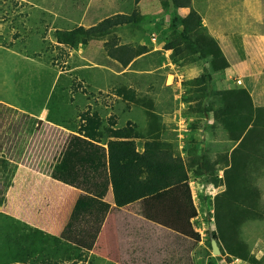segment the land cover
<instances>
[{
  "label": "rangeland",
  "instance_id": "obj_1",
  "mask_svg": "<svg viewBox=\"0 0 264 264\" xmlns=\"http://www.w3.org/2000/svg\"><path fill=\"white\" fill-rule=\"evenodd\" d=\"M257 2H252L255 11L261 4L257 6ZM4 7L0 44L22 58L17 77L21 103L9 109L43 119L46 124L52 112L57 126L65 132L43 125L30 136L20 158L26 167L38 172L51 170L61 155L64 134L78 131L85 125L81 117L94 113L105 127L113 121L119 129L134 128L142 136L136 143L143 152L154 128L149 109L139 101L150 100L162 125L163 141L182 158L189 174L187 185L174 186L111 215L95 253L84 254L81 260L55 259L51 263L112 264V259L113 264H264V165L252 167L263 218L240 229L248 259L229 255L213 237L217 233L216 198L226 190L225 172L234 162L233 151L240 142L231 140L224 128L215 124L213 112L205 116V108L214 111L220 107V98H209L190 84L200 76L201 62L208 60L192 63L195 56L174 58L173 51L165 50L175 27H179L178 21L174 23L176 18L186 17L190 9L176 10L172 0H6ZM135 12L141 15V24L123 26L111 36L93 39L77 49L58 40V31L89 29L107 18ZM115 38L120 46L145 53L124 67L107 52L106 44ZM239 80L233 77L228 86L244 89ZM261 83V96H251L257 108L264 107V77ZM212 89L232 90H215L213 84ZM10 112L8 122L11 116L13 120L20 117ZM8 127L3 136L10 134ZM241 150L242 155L244 150L253 152L250 144ZM198 172L211 179L203 194L194 181ZM187 188L197 210L193 219L188 211ZM193 194L202 197L195 203ZM0 213L8 215L2 209ZM10 223L9 218L0 219L1 235L6 234V224ZM194 232L200 235V242L193 250L189 249L191 242L176 238L190 240Z\"/></svg>",
  "mask_w": 264,
  "mask_h": 264
},
{
  "label": "trees",
  "instance_id": "obj_2",
  "mask_svg": "<svg viewBox=\"0 0 264 264\" xmlns=\"http://www.w3.org/2000/svg\"><path fill=\"white\" fill-rule=\"evenodd\" d=\"M172 5L176 10L190 9V12L184 18H176L174 23L178 21L179 27H175L165 50L173 51L174 58L195 56L192 63L210 59L209 67L199 77L191 80L190 84L195 86L197 92H205L209 98H220V107L214 111L205 108V116L213 112L215 124L223 127L231 140L240 142L233 151L234 162L225 172L226 190L216 198L217 233L213 237L223 244L229 255L248 259V248L240 238V229L249 221L263 218L261 195L253 182L252 167L264 165V146L261 145L264 144V107H255L246 89L213 91L212 73L228 69L229 62L218 41L208 34L201 16L192 8V0H172ZM142 20L138 12L116 15L89 29L80 27L67 32L58 31V40L77 49L93 39L109 37L123 26L139 25ZM117 42L115 38L113 42L107 43V52L124 67L145 53L143 50L120 46ZM139 102L146 104L149 109L148 114L154 128L153 133H150L153 137L146 142L143 152L138 150L136 143V139L142 136L135 133L134 128L119 129L113 121L110 126L105 127L98 113L92 116L87 114L81 117L82 122H85L84 126L78 131L64 134L61 155L51 166V170H44L45 173L70 187L89 192L101 159L107 152L115 202L111 215L121 213L124 208L174 186L187 185L189 174L186 165L163 141L162 125L153 109V102ZM6 110H9L8 114L13 111L20 117L9 124L10 134L0 138V209L6 202L7 190L19 166H27L20 158L30 141L29 137L39 132L43 125L52 128L59 125L52 117V112L49 113L46 124L43 120L21 114L9 107ZM248 144L253 152L244 150L245 155H242L241 149H245ZM238 152L240 155H237ZM201 174L198 172L199 176L196 178L203 176L206 182H211L210 177ZM216 179L221 181L218 177ZM188 204L189 216L193 219L197 216V210L189 189ZM6 218L12 223L6 224V238L0 234V264H54L51 262L55 259L81 260L84 254H89L56 236L0 213L1 220ZM125 224L127 228L129 223ZM176 238L184 243L191 242V250L200 242V235L195 232L190 240L182 236Z\"/></svg>",
  "mask_w": 264,
  "mask_h": 264
},
{
  "label": "crops",
  "instance_id": "obj_3",
  "mask_svg": "<svg viewBox=\"0 0 264 264\" xmlns=\"http://www.w3.org/2000/svg\"><path fill=\"white\" fill-rule=\"evenodd\" d=\"M5 1L0 0V20L4 19ZM256 1L257 6L261 3L257 11L252 8V2ZM262 1L192 0V8L201 16L208 34L218 41L230 65L226 70L212 73L215 90L239 89L228 85L233 77H240L242 88L251 96H261L259 91L263 90L261 79L264 77ZM256 18L257 23H254ZM0 26L3 31L5 25L1 23ZM234 57L243 60H235ZM207 60L201 62V74L209 67L210 59ZM21 61L19 53L0 44V138L5 137V126L13 122L12 116L8 122L6 109L20 106L21 103L17 90ZM60 128L57 126V129ZM5 199L1 208L5 214L89 253H95L115 204L108 155H103L89 192L59 182L48 173L20 165ZM109 261L112 264L115 262L112 259Z\"/></svg>",
  "mask_w": 264,
  "mask_h": 264
},
{
  "label": "built area",
  "instance_id": "obj_4",
  "mask_svg": "<svg viewBox=\"0 0 264 264\" xmlns=\"http://www.w3.org/2000/svg\"><path fill=\"white\" fill-rule=\"evenodd\" d=\"M238 84H242L241 83V81H239L238 82ZM220 179H223V176H221V177H219ZM206 179H204V178H195L194 179V181H198V191H199V194L201 193V194H203L204 192H205V188H207L208 187V182H206L205 181ZM211 185V184H210ZM200 197H202V196H199V198H198V195H194L193 194V199H194V202L196 203L197 202V200H199L200 199ZM207 197V196H206Z\"/></svg>",
  "mask_w": 264,
  "mask_h": 264
}]
</instances>
